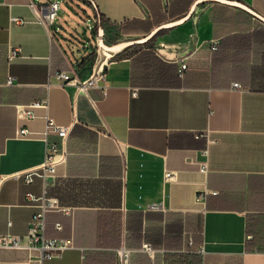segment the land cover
<instances>
[{
	"label": "crops",
	"instance_id": "0c3cea01",
	"mask_svg": "<svg viewBox=\"0 0 264 264\" xmlns=\"http://www.w3.org/2000/svg\"><path fill=\"white\" fill-rule=\"evenodd\" d=\"M92 1L124 46L83 91L59 78L91 69L77 72L46 2L0 0V235H27L32 193L70 209L47 213L45 235L72 242L52 259L0 249V264H118L123 246L131 264H264V0ZM47 116L68 138L45 137ZM51 143L65 163L26 183Z\"/></svg>",
	"mask_w": 264,
	"mask_h": 264
},
{
	"label": "built area",
	"instance_id": "2783aa9c",
	"mask_svg": "<svg viewBox=\"0 0 264 264\" xmlns=\"http://www.w3.org/2000/svg\"><path fill=\"white\" fill-rule=\"evenodd\" d=\"M38 1V0H37ZM91 2V5L95 6L92 0H88ZM43 5H41L42 9V18L50 24H53L57 18V13L60 10V2L59 0H47ZM99 27H101L102 34H99ZM92 30L97 31V35L95 37L96 43L95 46L98 48L96 51L98 53L97 58H95V62L93 64L90 76L82 80L78 76L71 78L65 73H60L59 78L66 81V84H71L80 90L88 91L91 88H100V83L104 81L105 78V70L108 68V64L110 58L101 59V44H104V31L102 28V24L100 20H95V26H91ZM213 49H216V46H213ZM95 54V50L92 51ZM19 50H13L10 52L9 59L12 60L19 55ZM104 53V52H103ZM186 69V65H182L179 73L180 75ZM13 83V78L8 79V84L11 85ZM233 87L236 89H240L241 86L238 83L233 84ZM104 89V87H102ZM136 95V92L133 93ZM42 104L35 103L30 106V109L26 111V116L28 118H33L35 116L32 109L41 107ZM45 106V104H44ZM46 130L45 137H47L50 133H56L58 137L66 139L68 138L69 128L66 126H61L57 124L54 119L50 117H46ZM31 132L29 129H21L19 130L18 135L21 137H29ZM196 139H200L205 137L209 141L208 134H197ZM203 160L200 163V172L204 175H207L210 171L209 169V150L206 148L202 152ZM66 157L64 153H60L57 147V144L51 143L49 145V152L47 153L43 164L37 169L30 170L24 174V180L26 183L30 184L34 181L35 177L43 178L50 175H55L57 171V166L65 163ZM174 177V173L170 171L165 172L164 180L165 182L171 181ZM27 201L31 203L39 202V210L33 215L31 222L29 224V230L27 235L18 236L12 234H3L0 235V249L2 250H16L23 251L27 253H31L33 251H38L42 256L52 259L57 254L64 252L65 250L72 247L71 240H59L48 238L45 235L46 229V215L52 209H57L59 211H63L66 214L70 213L69 208H61L55 199H48L45 195L38 198L34 196L32 193H28L26 195ZM160 205H151L150 209H159ZM56 227L61 229L62 226L57 224ZM144 250L151 251L148 245H144ZM131 254L132 250L121 247L117 251L118 255V264H131Z\"/></svg>",
	"mask_w": 264,
	"mask_h": 264
},
{
	"label": "rangeland",
	"instance_id": "374dc122",
	"mask_svg": "<svg viewBox=\"0 0 264 264\" xmlns=\"http://www.w3.org/2000/svg\"><path fill=\"white\" fill-rule=\"evenodd\" d=\"M47 0H40V2ZM60 10L55 20L58 28L57 39L64 47L65 52L74 61L83 62L90 53L95 50V58L98 48L95 46L96 40L93 36L91 26H95V17L93 9L89 3L84 0H59ZM117 36H105L104 45L112 47L110 42H114ZM104 49H101V59Z\"/></svg>",
	"mask_w": 264,
	"mask_h": 264
},
{
	"label": "trees",
	"instance_id": "16d2710c",
	"mask_svg": "<svg viewBox=\"0 0 264 264\" xmlns=\"http://www.w3.org/2000/svg\"><path fill=\"white\" fill-rule=\"evenodd\" d=\"M94 10H95V17L97 20H102V16H100V14H98L96 8L94 7ZM97 35V31L96 29L93 30V36H94V39ZM151 44H152V39L148 40L145 44H140V45H137L136 48H142L143 46L144 47H151ZM126 54L123 53V56ZM95 62V54L93 52L90 53L89 57L87 59H85L77 68V72L80 71L81 68L83 67H88V69H91L92 70V67H93V64ZM254 79H255V85L256 86H261L263 89H264V79L263 81L260 80V74L259 73H256L254 75Z\"/></svg>",
	"mask_w": 264,
	"mask_h": 264
},
{
	"label": "bare ground",
	"instance_id": "6f19581e",
	"mask_svg": "<svg viewBox=\"0 0 264 264\" xmlns=\"http://www.w3.org/2000/svg\"><path fill=\"white\" fill-rule=\"evenodd\" d=\"M123 46H124V44L117 45V46H114V47H112V48H106V47H104L103 49H104L105 52H104L103 56H104L106 59H108V58L111 57V54H112V53L119 52V51L123 48Z\"/></svg>",
	"mask_w": 264,
	"mask_h": 264
},
{
	"label": "water",
	"instance_id": "95a60500",
	"mask_svg": "<svg viewBox=\"0 0 264 264\" xmlns=\"http://www.w3.org/2000/svg\"><path fill=\"white\" fill-rule=\"evenodd\" d=\"M254 15V14H253ZM99 34H100V36H101V34H102V31H101V27H99ZM149 39V38H148ZM148 39L146 40V41H148ZM146 41H144V42H146ZM137 44V43H136ZM101 46H102V48H104V47H106L103 43L101 44ZM112 47H114V46H112ZM112 47H106V48H112Z\"/></svg>",
	"mask_w": 264,
	"mask_h": 264
}]
</instances>
